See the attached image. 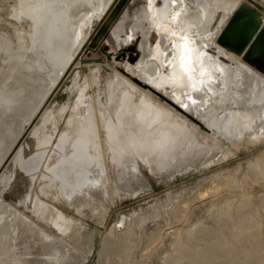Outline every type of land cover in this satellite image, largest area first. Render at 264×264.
<instances>
[{"label": "bare ground", "instance_id": "6f19581e", "mask_svg": "<svg viewBox=\"0 0 264 264\" xmlns=\"http://www.w3.org/2000/svg\"><path fill=\"white\" fill-rule=\"evenodd\" d=\"M18 2L19 0H0V93H3L5 90L9 93H15L14 102L9 111H5L0 107V165L2 166L5 160L10 157L8 153L14 147L17 139L24 131L25 126L33 120L34 116L45 105L47 97L55 90L59 77L70 69L69 67L67 71L62 73L57 63L46 59L41 49V43L50 38L52 45L51 51L53 54L58 50L70 48L71 41L74 39V33L72 32L73 25L79 27L80 20L86 17L89 11H92V9L88 7V0H80L77 7L69 10V22L67 25L61 22L59 17L50 18L51 35L49 37L47 27L41 31V34L37 38L40 42L37 44V54H34L26 51L27 48L32 47L31 37L28 35L31 30L30 22L25 21L24 23H20L18 21L11 22L8 20L10 6ZM93 2H95V0H93ZM113 2L114 0H112V6L116 1ZM229 2L239 3L246 8L252 9V7L245 4L243 0H189V2L185 4L187 13L184 19L196 25V27L192 29L193 32L198 31L201 35H204L218 22V16L223 13L222 5ZM110 7L105 9L100 19L93 21V25L96 21L104 17L107 11L111 9ZM83 8H85V10ZM125 8L126 7H124L121 12H123ZM139 8L140 6L134 8L133 12ZM201 10H203V16H201ZM256 14V19L260 21L257 12ZM114 22L111 25L112 28L116 27L118 23V21L116 23ZM260 22L262 23V21ZM131 23L130 21L121 29L119 33L121 40L126 37L127 32L125 29L130 26ZM141 23L145 27L148 26L147 21H141ZM92 29L93 26L89 31L84 32V41L88 40L87 38ZM17 32L24 33V37L20 44H16ZM5 33L10 34L14 48L22 49L20 54L26 58L23 66L17 63L15 59H11L8 55H5L3 50V37ZM84 41H82V43ZM113 42L115 43L114 40ZM148 42L149 37L146 33L145 55L143 58L147 62L148 67L143 71L146 74H154L152 62L148 60V55H150L147 51ZM151 43H155V37L153 42L151 40ZM80 48L81 47L73 53V57L76 56ZM15 55L16 53L13 50L11 56L14 57ZM125 59H130L134 64L139 57L137 54H128ZM244 62L248 64L255 73H261L245 60ZM29 65L31 66L30 69ZM214 75L218 78V81L223 82L224 89L222 90L219 87V82L214 84L213 88L218 95L213 99L220 101L221 96L219 94L222 93L224 102L207 105V110L202 115L208 117L214 127L218 126L220 131L217 133L214 130H206L204 126L200 124V120L195 114L189 115L182 109H177V114L180 115L182 119H187L190 126L195 129V134L199 139H196L194 144H207L208 147H193L191 151H187L186 142V151L183 153L177 152L174 157H170L162 169L158 168L156 163L153 162L152 171H150V173H152L154 177H163L165 180H170L176 175L182 174L188 170H201L204 167L210 166L212 162L219 163L225 160L226 156L230 157L234 155L241 148L245 149L254 146L264 140V136L261 135L260 131L262 124H264V107H261L257 103H251V78L245 75L242 79H237L234 70L227 64L225 65L223 77H220L219 73L215 72ZM131 81L138 88L153 92V90L149 89V86L143 84L136 78H131ZM98 84L99 80L97 75L95 74L94 78L93 74L90 72L87 78V90H92L93 85ZM86 91L83 96L85 98L92 97L91 103L95 109V118L97 123H99L100 114L99 109L95 107V94L93 91L91 94H86ZM124 91V89H118L116 85L112 86L113 97L116 95L122 96ZM127 91L129 93L130 103L128 104V112L121 116L123 129L120 140L123 141L128 134L148 135L150 132H158L160 125L149 128L147 124L142 125L138 123L137 108L140 105L139 97L137 96L133 100L131 89ZM105 92L107 94L104 101H102L100 94V103L108 105L111 109L109 115L113 122H115L116 108L119 107V102L116 101L115 107H112V105L109 104L107 86L102 93ZM240 97H243V99H240ZM85 98L81 99L77 111L74 112L71 106V117L74 118L72 131H75L79 125V121L75 120V117L82 116L85 111L84 104L88 102ZM152 98L155 99L154 94ZM75 104L76 98L73 102V105ZM60 108L58 109L57 116H60ZM229 113L233 114V122L231 124L228 123ZM236 113H240L241 117L237 118L235 115ZM45 114L46 113L42 114L39 124L34 128L37 130L35 136L32 131L36 150L27 158L16 152V163L18 168L23 172L32 175L40 171V167L42 166L41 168L51 176L49 183L41 187V192L45 194V196H49L47 189L53 187L56 180L62 181L63 185L59 187L58 196L65 201V204L75 210L78 217L68 216L60 209L55 208L54 205L46 204L44 201H41L39 197H36L34 201L36 202L37 209L41 211V215L44 219L51 222L52 226L53 222L57 219V215L63 217V220L60 221L62 224L64 221H71V223L66 225L68 231L61 234L57 232L54 226L53 229L45 228L37 220L26 215L25 212L16 209L6 202L0 195V218H3V222L0 223V261L6 258V242L3 237L7 234L10 238L9 241H7L9 247H11V240H15L16 254L30 260L31 264H44L43 258L47 256L55 257L57 254H59V258L62 260L63 264H81L94 244L93 230L88 231L84 228L81 219L82 216H88L96 223H102L109 207L114 202L113 193L116 189L120 188L121 193L132 196L134 194L136 195L138 192H143L149 184L140 172L138 164L139 158L133 157L130 154L121 155L119 152L113 154L108 150L107 145H102V160L100 161L101 166L99 168H97L95 164L87 167L78 161L69 160L68 157L71 156L72 152L71 143L68 142L61 145L59 148L56 147V142L60 140V133L65 132L66 128L64 127L60 133H57L56 127H53L54 117L47 112L48 115L46 119ZM245 115L248 117L247 121L243 119ZM67 122L68 120L66 124ZM245 123L249 124V128L244 127ZM226 125L227 133L225 132ZM206 132L207 134H205ZM100 134L103 139L102 128ZM54 136L56 140H54ZM253 136L257 137L255 141L252 140ZM49 139L51 143L48 142ZM38 140L39 147L37 146ZM53 141H55V143L52 152L45 156L47 147L52 146ZM229 153H231V155H229ZM217 156L219 160L216 159ZM42 161L43 163L41 164ZM109 162L115 168V182L111 179L112 176L110 177L108 172ZM2 166H0V171ZM133 166L138 167L137 173L132 172ZM53 168L55 169L54 172L46 170ZM101 172L103 173L102 176L100 175ZM236 172H238V168L232 174H226L224 176L222 173L212 175L211 178H209L210 186L202 191L197 190L194 197L203 198L204 196L216 192L225 191V189L238 187L242 180L248 175L247 173H243L239 176ZM245 172H249L248 174L253 180H263L264 159L262 157L257 158L255 162L248 165ZM78 173H81V175L78 176ZM84 173H92V175H84ZM10 179V176L4 175L1 178V183L5 185L6 180L9 182ZM89 180L93 183L89 184L83 190L79 189V191H81L80 194L71 193L73 186H75L78 181L84 183ZM69 195H71V199H69ZM170 199L171 196L168 194L165 200L159 203L160 212L165 211ZM41 205L47 207L41 209ZM252 206H254L253 209H249ZM153 207L156 208L157 206ZM187 209L188 206L186 204H180L174 209L173 213L175 215L178 214L181 219H184ZM208 209L209 214H215L218 220L225 223L224 225L228 228L229 235H224L221 232L215 233L201 221H195L193 224L188 225L187 228L176 229L172 233H169L173 235V239L170 244L171 249L162 256L165 264H264V245L262 244V234L264 232V196L260 199V204L257 206L255 203H252L250 194L240 192L235 199L225 197L223 200L210 202ZM144 217L145 215L141 214H132L130 217L124 216L121 217L118 223V225L121 226H116V228L112 225L109 228L102 237L104 253L103 260L100 264H144L141 261L135 263L134 258H132L134 248L136 247L134 227L137 226ZM118 228H121V230ZM41 232L50 236L51 240H43L40 235ZM161 240V228H158L155 233L148 237V241L142 248L143 253L141 257L145 256L148 258L150 248Z\"/></svg>", "mask_w": 264, "mask_h": 264}, {"label": "snow or ice", "instance_id": "6c2138e0", "mask_svg": "<svg viewBox=\"0 0 264 264\" xmlns=\"http://www.w3.org/2000/svg\"><path fill=\"white\" fill-rule=\"evenodd\" d=\"M80 0H19L18 3L10 6V15L8 20L11 22L24 23L30 22L31 30L28 35L31 37L32 47L26 51L37 54L38 36L41 31L47 27L48 35H51L50 18L59 17L61 22L68 24V12L70 9L77 7ZM112 5V0H88V7L92 9L87 16L80 20L79 27L73 25L72 32L74 39L71 41V47L68 49L58 50L55 54L51 51L50 38L41 43V49L46 59L52 60L58 64L59 69L67 71L74 64L73 53L81 46L85 40L84 32L89 31L93 26V21L100 19L107 7ZM223 13L218 16V22L214 27L201 35L198 31L193 32L196 27L193 23L184 19L187 13V7L184 0H146V3L141 4L140 8L134 11L131 15L129 10H124L116 27L112 28L110 38L104 41V52L107 65L104 70L108 76L106 86L109 94V104L115 107L116 101L119 102V107L116 108V121L113 122L109 115L111 109L108 105L100 103L99 89L95 93L96 108L99 109L100 121L97 123L95 118V109L92 106V97H84L83 94L87 90V75L84 78V85L80 84V70L73 69L72 85L66 89V92L79 89V94L76 96V104H71V97L61 106V113L65 112L71 105L75 112L82 98L88 102L84 104V113L82 116H76L75 120L79 121V125L75 131L73 128V117H69L65 126V132L60 133V140L56 142V147L70 142L71 156L69 160H75L81 164L90 167L95 164L99 168L102 160V145H107L108 150L115 154L119 152L121 155H132L139 158L142 163H145L152 171L153 162L158 168L164 166L170 157H174L177 152H185V143L187 142V151L195 148L208 147L207 144H194L196 139H199L195 134V129L190 126L187 119H182L177 114V109H182L189 115L195 114L200 120V124L206 130H214L219 132L218 126L210 122L209 118L202 114L207 110L206 106L214 103L224 102L222 93L220 101L213 98L218 93L213 88L214 84L219 82V87L223 90L224 84L218 81L214 75L219 73L223 77L225 65L231 67L237 79H242L245 75L252 80L250 92L252 94L251 103H257L264 107V73H255L248 64L244 62L248 56L253 55L256 51L257 43L261 44L260 55L264 56V23L256 19L255 8L264 9V0H260L259 4L253 6L252 9L246 8L239 3H224L222 5ZM203 16V10H201ZM131 21V25L125 30L126 37L121 40L119 35L124 26ZM141 21H147L148 26L145 27ZM83 30V31H82ZM148 34L149 42L147 44L148 60L152 62L154 74H146L143 70L147 69L148 64L144 60L145 55V34ZM155 36V43H151L150 37ZM24 37L23 32L16 33V44H20ZM115 43H112V41ZM4 53L11 59H15L17 63L24 65L25 56L21 55L22 49L14 48L10 34L5 33L3 37ZM135 50L139 59L133 64L130 59H124V53L130 50ZM15 51L16 55L11 56V52ZM243 54V55H241ZM7 62V61H6ZM38 62V61H37ZM29 65V69H30ZM93 77L99 71L95 67L90 68ZM136 78L143 84L149 86L153 92H148L142 88H138L131 81V78ZM116 85L118 89H124V94L113 97L112 86ZM54 88V86H53ZM132 91L133 100L139 97L140 105L137 108V121L140 124H147L149 128L155 125H160L159 131L156 133L128 134L123 141L120 140L123 125L121 124V116L128 112L129 93ZM155 96V99L152 96ZM258 94V98H257ZM15 93H9L5 90L0 93V107L5 111H9L14 102ZM243 99V97H240ZM47 113L45 118L47 119ZM229 121L231 124L232 113H229ZM237 118L241 117L240 113L235 114ZM243 119L247 121L245 115ZM55 128V124L53 125ZM245 128H249V124H244ZM103 129V139L101 138L100 130ZM37 130H33V135H36ZM261 135L264 136V124L261 126ZM227 133V125L225 126ZM207 134V132L205 133ZM257 137L253 136L252 140ZM51 143V140H48ZM39 147V140L37 141ZM24 145L19 149H11L22 154ZM91 153V154H90ZM231 155V153H229ZM228 157L226 156L225 159ZM219 160V157H216ZM7 159L5 160V163ZM2 166V165H0ZM47 171H55V169H46ZM133 173L138 172V167L133 166ZM78 176L81 173L77 174ZM84 175H92V173H84ZM102 176L103 173L101 172ZM44 179V177H41ZM32 182L36 180L35 176L31 177ZM8 187H10V182ZM92 181H79L73 186V193L76 189L83 190ZM8 187L4 188L2 195L7 197ZM31 198V188H28L25 194L14 203L17 207L27 205ZM58 197L54 198L57 199ZM71 199V195H69ZM31 212L39 217L41 211L36 207V202L33 200ZM45 205L40 208L44 209ZM18 215V213H17ZM63 217L57 215V219L53 222V226L57 232L64 234L68 231L66 225L71 221H64ZM3 218H0V223ZM121 225H117L119 227ZM41 237L45 241L51 240V237L41 232ZM6 258L0 261V264H31L30 260L20 257L16 254V241L11 240V247L7 241L9 236L5 234ZM44 264H63L59 258V254L47 256L43 258Z\"/></svg>", "mask_w": 264, "mask_h": 264}, {"label": "rangeland", "instance_id": "374dc122", "mask_svg": "<svg viewBox=\"0 0 264 264\" xmlns=\"http://www.w3.org/2000/svg\"><path fill=\"white\" fill-rule=\"evenodd\" d=\"M115 1L116 0H114V2ZM243 2L253 8L254 5L260 3V0H243ZM141 4H143L141 0H128V2L125 4L126 8L124 10L128 9L129 14L131 15L134 8H138ZM83 9L85 10V8ZM254 10L258 13L260 21L264 23V9L255 8ZM106 14L104 15V17L106 16ZM104 17L94 23L93 29L91 30V33L87 38L88 40L84 41L82 43L83 45L81 44V48L74 57L75 59L73 66L70 67V69L66 73L64 72L65 74L63 73L59 77V80L57 81L58 84H56L57 86L55 85V90H53L47 97L46 103L43 108L34 116L33 120L25 126L24 131L14 144L13 148L15 149H18L21 145H24L22 155L25 158H27L32 154L33 151L36 150L32 131L39 124L40 118L42 117L43 113L48 112L52 114V116L54 117V124L57 133H60V131H62L66 126V121L69 119V116H71L72 113L71 105L65 112L60 113V116H57V114L58 109L65 104V101L69 99V96L71 97V104L73 105V102L78 94L79 89H76L71 93L66 92V89H68L69 86L72 85L74 68H79L80 70L81 87H83L84 85L85 75H87L88 78V75L91 72V67H95L99 70L96 73L99 84L93 85V89H88L86 91V94H91L92 91L95 94L99 89L101 99L102 101H104L107 93L102 92L106 87L108 73L106 70H104L107 65V60L105 59L103 44L105 40H108L110 38L109 34L112 30V26L108 32L104 33L103 40L96 48L92 49L88 46V41L92 39L95 31L100 29ZM119 19L120 16L115 20L114 23L119 21ZM129 22L130 21H128V23ZM153 39L154 35H152L151 37L152 42ZM112 43L114 42L112 41ZM128 54L134 55L136 54V52L134 49L125 52L124 59L126 56H128ZM53 138L54 140H56L55 136ZM54 143L55 141L52 142V146L47 147L45 156L49 155L52 152ZM260 157L264 159V140L254 146H250L245 149L241 148L234 155L219 163L212 162L210 166L204 167L198 171L188 170L182 174L176 175L170 180H165L163 177H154V175L150 173L147 165L145 163H142L139 159V169L141 174L147 180L149 184L148 187L143 192H138L136 195H132L134 197L125 193H121L120 188L117 187L118 189H116V191L113 193L114 202L109 207L105 215V219L102 223H96L88 216H82L81 219L84 228L88 231L93 230L94 244L91 251L84 257V260L81 264H100L103 260L104 253V246L102 242L103 235L106 234V232L112 225L116 227L121 217H130L132 214L145 215L142 221L134 227V240L136 243V247L134 248L132 258H134L135 263L141 261L144 264H165L162 256L165 252L171 249L170 244L173 239V235L169 233H172L179 228H187L188 225L193 224L195 221H201L215 233L221 232L224 235H229L228 228L224 225L225 223L221 220H218L215 214H209L208 208L210 202H217L223 200L225 197L235 199L236 197H238V194L240 192H245L250 194L252 203H255V205L258 206L260 204V199L264 196V179L253 180L252 178H250L248 174L249 172L245 171L247 170L250 163L255 162V160ZM16 159V151H12L10 157L7 159L6 163L4 162V165L2 166V169L0 171V195L6 202L11 204L16 209L25 212L26 215L37 220L45 228L53 229L51 222L44 219L42 215L37 217L31 212L33 205L32 201L36 197H39L41 201H44L46 204L54 205L55 208L60 209L68 216L78 217L75 213V210L65 204V201L58 196L59 187L63 185L62 181L60 182L59 180H56L53 187L47 189V193L49 196H45V194L41 192V187L44 184L49 183L51 176L41 168L42 166L40 167V171H37L36 173H34V175L23 172L20 168H18ZM42 163L43 161L41 162V164ZM237 168L238 172L236 173L239 174V176H241L243 173H247L248 175L244 180H242L238 187L236 186L232 189H225V191L223 190L221 192H216L214 194L204 196L203 198L194 197L197 190L202 191L210 186L209 178H211L212 175L220 173H222L223 176L226 174H232ZM108 172L110 177L112 176L111 179L115 182V168L110 162L108 163ZM4 175L11 177V179L9 180L10 187H8V183H6L5 185L1 183V178ZM32 176L36 177L34 183L31 180ZM41 177H44V179H41ZM5 187H8L7 197H4L2 195ZM28 188H31V198L29 199L27 205H20L19 207H17L14 201L20 199L25 194ZM71 193H73V188ZM74 193L80 194L81 191H79V189L77 188ZM168 194L171 196L169 204L166 206L165 211L160 212L159 203L163 202ZM56 197L58 198L54 199ZM180 204H186L188 206L187 213L184 219H181L178 214L175 215L173 213L174 209ZM153 206L157 207L154 208ZM253 207L254 206L249 209H253ZM158 228H161L162 240L158 243H155L154 246L150 248L148 258L145 256H142V258L141 254L143 253V246L148 241V237L151 234L155 233ZM118 229L121 230V228ZM262 244L264 245V232L262 234Z\"/></svg>", "mask_w": 264, "mask_h": 264}, {"label": "water", "instance_id": "95a60500", "mask_svg": "<svg viewBox=\"0 0 264 264\" xmlns=\"http://www.w3.org/2000/svg\"><path fill=\"white\" fill-rule=\"evenodd\" d=\"M128 0H116L111 9L109 10L106 17L101 23L100 29L96 30L89 40L88 46L92 49L96 48L104 38V33L108 32L113 22L116 20L121 10L125 7ZM104 48V44H103ZM261 44L258 42L256 46V51L253 55H250L245 60L250 65L254 66L257 70L264 73V56L260 55ZM243 55V54H242Z\"/></svg>", "mask_w": 264, "mask_h": 264}, {"label": "flooded vegetation", "instance_id": "af4514ba", "mask_svg": "<svg viewBox=\"0 0 264 264\" xmlns=\"http://www.w3.org/2000/svg\"><path fill=\"white\" fill-rule=\"evenodd\" d=\"M141 2H143V4L146 2V0H141ZM163 0H159V3H162ZM189 0H184V4L188 3ZM169 6H170V0H169ZM152 37V36H151ZM155 37V36H154Z\"/></svg>", "mask_w": 264, "mask_h": 264}]
</instances>
